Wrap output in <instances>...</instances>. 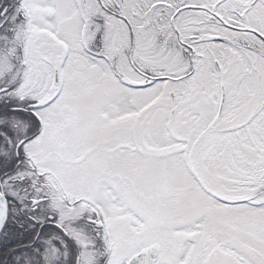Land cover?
I'll list each match as a JSON object with an SVG mask.
<instances>
[{"label":"snow or ice","instance_id":"6c2138e0","mask_svg":"<svg viewBox=\"0 0 264 264\" xmlns=\"http://www.w3.org/2000/svg\"><path fill=\"white\" fill-rule=\"evenodd\" d=\"M0 264H264V0H0Z\"/></svg>","mask_w":264,"mask_h":264}]
</instances>
